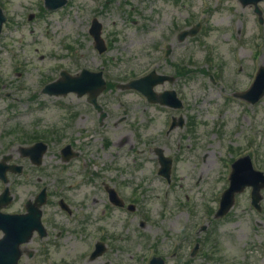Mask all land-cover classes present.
I'll return each mask as SVG.
<instances>
[{
	"label": "rangeland",
	"instance_id": "374dc122",
	"mask_svg": "<svg viewBox=\"0 0 264 264\" xmlns=\"http://www.w3.org/2000/svg\"><path fill=\"white\" fill-rule=\"evenodd\" d=\"M0 8L6 17L0 128L8 133L2 143L28 144L27 136L56 127L60 147L71 143L79 152L67 164L57 149L43 158L42 167L60 179L79 182L83 172H94L112 180L106 169L123 171L133 188L125 195L128 202L135 195L136 210L124 213L118 230L108 228L122 234L126 264H146L154 255L167 264H264V215L249 210L246 192L227 216L213 219L228 185L227 162L243 151L249 127L245 106L231 95L246 90L264 64V23L251 10L236 0H67L55 12H47L43 0H0ZM93 20L101 26L102 54L88 34ZM197 24L194 37L178 40ZM60 69L101 72L108 87L115 86L98 100L107 113L102 124L84 99L39 95ZM151 70L175 79L156 91L174 90L183 109L148 105L136 92L116 88ZM171 116H182L184 125L167 132ZM154 148L173 160L170 186L155 172ZM88 191L89 210L100 213L102 204L90 199L96 190ZM206 224L207 231L197 235Z\"/></svg>",
	"mask_w": 264,
	"mask_h": 264
},
{
	"label": "flooded vegetation",
	"instance_id": "af4514ba",
	"mask_svg": "<svg viewBox=\"0 0 264 264\" xmlns=\"http://www.w3.org/2000/svg\"><path fill=\"white\" fill-rule=\"evenodd\" d=\"M249 9L253 12L252 7ZM246 106L249 127L244 136V153L250 157L254 169L264 173V96L255 105ZM5 131L6 126L0 128V162L4 163L0 166L3 169L0 173H4L0 176V213L7 220V233H22L20 221L24 220L28 221L27 231L31 229L29 241L20 247L18 264H126L122 234L108 228L118 230L126 210L111 203L110 190L124 205L126 202L132 205L125 195V189L131 187L125 183L124 172L118 168L106 169L104 173L113 176L112 180L100 178L94 172H83V182H66L56 172L42 167L43 158L53 149H57L61 161L59 133L41 131L26 140L28 144L23 146L27 149L34 148L38 142L46 146L40 165L35 166L28 157L36 156L41 147L30 150L31 156H23L20 145L8 147V142L2 143V138L8 135ZM88 188L96 190L90 199L94 205L102 204L100 213L89 210ZM129 197L133 203L138 202L133 193ZM260 205L264 206V193ZM104 221L105 224H99ZM94 226L97 233H91Z\"/></svg>",
	"mask_w": 264,
	"mask_h": 264
},
{
	"label": "water",
	"instance_id": "95a60500",
	"mask_svg": "<svg viewBox=\"0 0 264 264\" xmlns=\"http://www.w3.org/2000/svg\"><path fill=\"white\" fill-rule=\"evenodd\" d=\"M243 6L253 3L256 5L258 2L262 0H239ZM66 3V0H45V5L48 10H54L57 8L62 7ZM255 12L259 13V11L256 9ZM4 17L2 16V13L0 11V32H1V25L4 22ZM199 28V25L196 26L194 29H192L189 32H185L179 36V40H183L186 36H194ZM90 35L94 39L95 48L101 53L105 49L102 40L100 39V25L93 21L92 25L89 30ZM167 78L161 77L156 75L154 72L146 75L143 78H140L135 81L129 82L127 85L122 86V88L126 89H133L141 94H143L147 100L151 103H159L161 105H166L173 108H180L181 104L176 99L174 92H164L163 94L156 95L153 91V87L162 84ZM105 83L101 78V74H91L87 72H83L79 77L77 78H69L68 76H64V79L59 81L58 83L50 86L47 88V91L50 94H62L65 95L71 91H74L78 94V96H81L85 93H89L90 98L89 100L94 104V106L99 109V107L96 105V97L97 95L104 89ZM264 93V69L261 68L257 74L256 80L254 84L252 85L251 89L242 94L238 95L243 99H249L251 98V102L255 103L258 101L260 96ZM161 163L163 168L160 170V173L165 175L167 172V165L168 162L163 160L159 154ZM245 165V171L244 167ZM236 166H238L236 172L233 171L230 177V187L229 189L223 194L221 203H220V209L216 214V217H222L226 214V212L229 210V208L232 205L233 197L236 192H240L243 188V185L245 183L244 175L247 173V168L250 169V164L246 162L245 160H240L237 162ZM0 228L6 232L7 224L2 221L0 223ZM203 228L202 230H204ZM21 233H8L6 234L5 238L2 241H0V264H6V257H3L8 252V264H16L17 257H18V244L19 240L21 242L23 239H21L22 236H20ZM25 240V238H24ZM15 241V243H14ZM8 246V247H7ZM150 264H163V261L159 258H155L151 260Z\"/></svg>",
	"mask_w": 264,
	"mask_h": 264
}]
</instances>
